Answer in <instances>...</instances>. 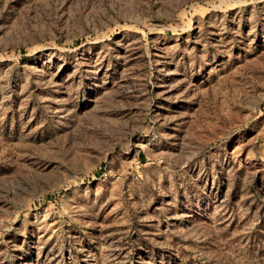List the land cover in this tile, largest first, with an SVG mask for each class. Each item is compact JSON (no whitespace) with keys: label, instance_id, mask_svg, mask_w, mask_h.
I'll list each match as a JSON object with an SVG mask.
<instances>
[{"label":"rangeland","instance_id":"1","mask_svg":"<svg viewBox=\"0 0 264 264\" xmlns=\"http://www.w3.org/2000/svg\"><path fill=\"white\" fill-rule=\"evenodd\" d=\"M0 264H264V0H0Z\"/></svg>","mask_w":264,"mask_h":264}]
</instances>
